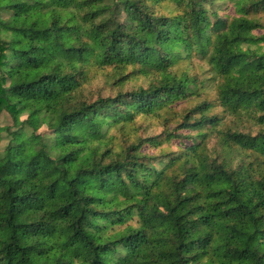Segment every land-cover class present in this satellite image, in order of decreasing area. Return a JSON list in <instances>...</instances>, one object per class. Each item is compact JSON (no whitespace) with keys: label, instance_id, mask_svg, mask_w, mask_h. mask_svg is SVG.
I'll return each mask as SVG.
<instances>
[{"label":"trees","instance_id":"16d2710c","mask_svg":"<svg viewBox=\"0 0 264 264\" xmlns=\"http://www.w3.org/2000/svg\"><path fill=\"white\" fill-rule=\"evenodd\" d=\"M0 264H264V0H0Z\"/></svg>","mask_w":264,"mask_h":264},{"label":"rangeland","instance_id":"374dc122","mask_svg":"<svg viewBox=\"0 0 264 264\" xmlns=\"http://www.w3.org/2000/svg\"><path fill=\"white\" fill-rule=\"evenodd\" d=\"M175 69L179 74L187 71L191 75H195L196 77H198L200 80L205 79L209 76V67H207V65L205 64L199 63L196 59H183L176 65ZM210 89L211 88L208 85L205 91L209 93Z\"/></svg>","mask_w":264,"mask_h":264}]
</instances>
